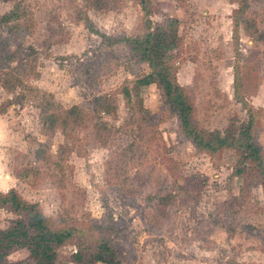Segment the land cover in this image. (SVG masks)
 Masks as SVG:
<instances>
[{
    "label": "rangeland",
    "instance_id": "obj_1",
    "mask_svg": "<svg viewBox=\"0 0 264 264\" xmlns=\"http://www.w3.org/2000/svg\"><path fill=\"white\" fill-rule=\"evenodd\" d=\"M150 1L153 27L178 19L179 44L164 59L196 121L223 130L232 116L244 120L242 97L253 108L264 155V0H246L237 15L247 21L238 23V52L232 41L238 0ZM94 3L21 0L15 7L14 0H0V19L16 12L0 21V35L11 27L15 34L17 22L29 24L1 61L22 83L8 89L0 81V191L15 188L58 226L100 225L110 216L109 242L121 264H264L260 185L248 170L236 174L242 163L233 149L197 151L156 84L135 91L137 75L148 67L127 45L102 35L141 37L139 3ZM106 95L114 113L94 99ZM73 105L80 112L66 126L62 120ZM50 112L59 118L52 125ZM194 177L205 182L195 184ZM15 217L0 208V227ZM74 250L71 243L60 246L57 263L81 264L71 261ZM7 260L35 264L24 248Z\"/></svg>",
    "mask_w": 264,
    "mask_h": 264
},
{
    "label": "trees",
    "instance_id": "obj_2",
    "mask_svg": "<svg viewBox=\"0 0 264 264\" xmlns=\"http://www.w3.org/2000/svg\"><path fill=\"white\" fill-rule=\"evenodd\" d=\"M136 1L142 10L143 35L141 37L124 35L113 39L102 35L108 43L127 45L131 51V56L137 62L144 63L148 67L149 71L137 75L134 82L135 91L138 92L142 86L156 84L162 90L169 110L176 117L180 132L194 148L197 151L209 154L218 153L226 148L233 149L238 155V162L242 163V166L236 168V174L240 175L248 170L264 193V155L253 132V108L246 99L240 97L247 114L244 120H237L236 116H232L223 130H209L201 126L195 119L190 99L177 81L173 65L164 59V56L179 44L178 19L170 18L166 25L153 27L150 19L152 14L151 1ZM247 1L238 0L239 6L233 10L232 41L236 52H238V23L239 21L247 22L237 15L242 13V9L247 6ZM94 2L95 0H89L91 6H96ZM20 4L21 0H14L15 7H19ZM15 13V10L5 13L0 21L9 20L8 18L15 15ZM78 13L82 15L85 25L92 29L91 21L86 13L82 10H78ZM28 26V23L17 22L14 26L15 34L11 27V34L0 35V71L7 76V78H2L0 75V81L8 89L16 88L17 86L14 87V83L20 84L22 79L9 70L4 72L7 64L6 62L2 64L1 61L6 59L10 45L16 43L19 38L27 33ZM7 67L11 68L10 66ZM123 91L125 97L130 96L128 88H123ZM94 99L106 113H114L113 99L110 96H99ZM8 101L12 103L9 99ZM4 110L5 108H0V113H3ZM65 112L62 124L68 126L66 123H69L70 115L77 117L80 109L77 105H73ZM54 113L50 112L46 116V120L51 125L54 120L59 119L57 114ZM99 138L102 139V136ZM40 152L43 153V150H40ZM25 175L24 172L22 176ZM194 181L195 184L199 183V185L205 182L197 177H194ZM0 208L10 211L16 216L10 220L7 227H0V264H8L7 257L18 248L26 249L35 264H58L56 261L57 249L68 243L75 246V250L70 257L71 261L75 263L121 264L117 249L109 242V232L115 222L112 221L110 216H108L110 219L104 221L107 224L100 223L99 225L89 222L81 225L58 226L42 212L37 202L24 199L15 188H10L7 192L0 191Z\"/></svg>",
    "mask_w": 264,
    "mask_h": 264
}]
</instances>
